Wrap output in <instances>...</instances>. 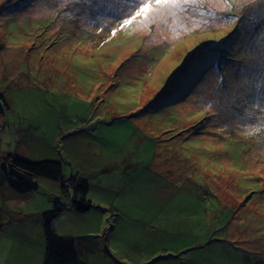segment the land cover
Returning <instances> with one entry per match:
<instances>
[{
    "label": "rangeland",
    "instance_id": "1",
    "mask_svg": "<svg viewBox=\"0 0 264 264\" xmlns=\"http://www.w3.org/2000/svg\"><path fill=\"white\" fill-rule=\"evenodd\" d=\"M139 3L0 0V186L8 153L91 173L120 212L100 234L53 221L85 262L105 241V264H264V0L153 4L121 28ZM22 195L67 198L44 177ZM13 202L0 191V264L22 262Z\"/></svg>",
    "mask_w": 264,
    "mask_h": 264
},
{
    "label": "trees",
    "instance_id": "2",
    "mask_svg": "<svg viewBox=\"0 0 264 264\" xmlns=\"http://www.w3.org/2000/svg\"><path fill=\"white\" fill-rule=\"evenodd\" d=\"M233 34L229 37L230 40L234 39ZM226 45L230 46L229 42ZM6 108V97L0 90V129L4 122ZM3 168L9 186L14 191L22 194L38 189L40 177L55 181L63 180L64 177V162L60 159L31 160L14 153H8L3 157ZM72 188L74 190V198L70 206H73L80 213H85L94 206L92 200L88 197L90 190L89 181L84 178L73 177ZM65 208L66 205H60L52 210L43 212L46 239V252L43 264H93L80 258L77 237L61 235L54 228L53 221Z\"/></svg>",
    "mask_w": 264,
    "mask_h": 264
},
{
    "label": "crops",
    "instance_id": "3",
    "mask_svg": "<svg viewBox=\"0 0 264 264\" xmlns=\"http://www.w3.org/2000/svg\"><path fill=\"white\" fill-rule=\"evenodd\" d=\"M58 159V158H55ZM4 169V168H3ZM71 174H65V177H77V178H84L87 181H89L90 183L92 182V176L91 173H87V174H82V172L75 171V168L71 169ZM84 176V177H83ZM57 181V180H56ZM59 182L60 186H61V191L66 194L67 198H64L63 196L61 197V195H52L51 198L46 201V203H44L43 205L44 208L43 209H48V210H52L54 209V205L56 206H60V205H66V209H64L60 215L57 217L60 218L61 216H63V214H65L66 212H69L71 217H76L79 221H80V226L77 227V231L78 232H73V234L78 235L79 230L82 228V226L86 225L87 229L90 230L91 227L94 229L95 234H100L101 232V227H98L100 223H103L104 218H109L110 214L108 212H106V210L108 211H118L120 212V207L119 205L117 206L114 203H111V201L113 200V197H108L109 194L106 193L105 191L101 190V189H92L91 185H90V190L88 193V197L92 200L94 206H92L87 212L85 213H80L78 212L76 209L73 208V206H70V203L72 202V199L74 198V190L73 189H68V188H64V185L62 184L61 181H57ZM100 182V181H98ZM6 184V185H5ZM7 186V187H4ZM73 190V192H72ZM0 191L3 195H7L8 197H10L11 199H13V205L11 207V211L12 212H17V217H14V214H12L14 219H17V222L22 224L20 229L18 230L17 233H20L21 236H16L14 235L12 237V235L7 234L5 235L7 238L12 237L11 240L15 241L11 244L10 248H12L11 250L7 251V257L8 259L12 262L15 258V249H18L17 247H20V250L18 251L19 256L21 257V261L24 262L25 259L29 258L32 261H34L35 264H43L44 258H45V252H46V239H45V235H44V227H43V223H42V218H41V210H36L35 212H31L30 210H25L24 206L26 204H29L30 201L32 200L35 201L37 199V197L33 196H26V195H22V193H18L16 191H14L8 184V182L5 181V183H3L0 186ZM5 194H4V193ZM20 196H25L23 198H19ZM7 199V198H6ZM96 203V204H95ZM3 205L5 206V204L3 203ZM103 206L104 208H102L101 206ZM4 207H2L3 210ZM97 208L101 209V213L96 211ZM102 209L105 210V212H102ZM9 210V209H8ZM15 210V211H14ZM47 211V210H44ZM43 213V212H42ZM41 213V214H42ZM31 214H34L35 217L34 219L30 217ZM115 214V213H114ZM40 215V219L37 218ZM3 216H0V222L3 223ZM27 221V225L23 224L24 222ZM116 221H119L118 219H116ZM61 225V222L59 223V227ZM56 229V227H55ZM61 229V228H60ZM3 227L1 226L0 228V233L3 232ZM57 231V229H56ZM59 232H61V230H58ZM57 231V232H58ZM58 232V233H59ZM63 235H70L71 234H67L65 232H61ZM38 234H42V238H43V243L45 246L44 250H38L35 246L33 248V244H32V238L33 237H38ZM98 237V236H97ZM93 238V237H92ZM10 239V238H9ZM91 242V241H90ZM93 244L92 247H94L96 250H94L93 252H97L98 253V260H95L92 255H88L86 257V260L89 263H101V264H105L107 263V258H108V254L101 251L100 247L106 245L105 241L103 243H95V242H91ZM87 248H89L87 246ZM24 249L29 250L30 252H26ZM26 254V255H25ZM92 259V260H90ZM32 261H27L26 260V264L27 263H32ZM20 262V264H25Z\"/></svg>",
    "mask_w": 264,
    "mask_h": 264
},
{
    "label": "snow or ice",
    "instance_id": "4",
    "mask_svg": "<svg viewBox=\"0 0 264 264\" xmlns=\"http://www.w3.org/2000/svg\"><path fill=\"white\" fill-rule=\"evenodd\" d=\"M198 2H203V0H140L139 6L135 10V12L126 19H123L120 27L123 28L125 25H130L133 20L137 17L148 18L149 10L152 5L157 6V11H159L165 5H188V4H196ZM208 3H223L231 8L233 3H248V0H207ZM220 39V37H217Z\"/></svg>",
    "mask_w": 264,
    "mask_h": 264
},
{
    "label": "bare ground",
    "instance_id": "5",
    "mask_svg": "<svg viewBox=\"0 0 264 264\" xmlns=\"http://www.w3.org/2000/svg\"><path fill=\"white\" fill-rule=\"evenodd\" d=\"M72 178L73 177H65V174H64L63 180H60L62 184L64 185V188H68V189L72 188Z\"/></svg>",
    "mask_w": 264,
    "mask_h": 264
}]
</instances>
